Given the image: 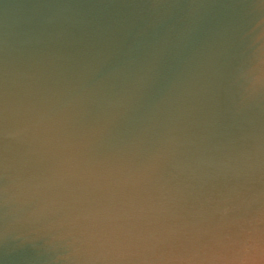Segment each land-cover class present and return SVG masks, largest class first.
I'll list each match as a JSON object with an SVG mask.
<instances>
[{
	"label": "clouds",
	"instance_id": "1",
	"mask_svg": "<svg viewBox=\"0 0 264 264\" xmlns=\"http://www.w3.org/2000/svg\"><path fill=\"white\" fill-rule=\"evenodd\" d=\"M0 264H264V0H0Z\"/></svg>",
	"mask_w": 264,
	"mask_h": 264
}]
</instances>
